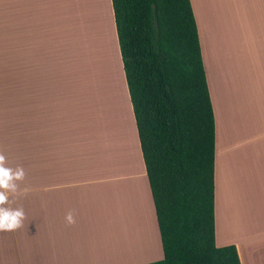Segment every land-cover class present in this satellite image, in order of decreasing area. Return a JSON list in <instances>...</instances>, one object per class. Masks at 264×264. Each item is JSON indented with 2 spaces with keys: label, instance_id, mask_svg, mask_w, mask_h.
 Here are the masks:
<instances>
[{
  "label": "crops",
  "instance_id": "1",
  "mask_svg": "<svg viewBox=\"0 0 264 264\" xmlns=\"http://www.w3.org/2000/svg\"><path fill=\"white\" fill-rule=\"evenodd\" d=\"M190 3L214 114L215 244H234L241 264H264V0ZM103 27L107 42L114 38L120 68L112 48L107 58L102 45L97 48ZM88 31L86 66L97 80L92 92L101 101V120L89 95L79 92L104 134L96 137L88 112L78 105L76 74L68 81L64 73L66 47L60 51L62 35H78L80 42ZM15 49L35 51L32 90L19 116L26 130L25 178L18 182L21 194L6 205L23 208L26 218L24 227L0 232V264L161 259L111 0H0V50L12 55ZM74 52L73 45L71 58ZM69 212L72 224L65 219Z\"/></svg>",
  "mask_w": 264,
  "mask_h": 264
},
{
  "label": "trees",
  "instance_id": "2",
  "mask_svg": "<svg viewBox=\"0 0 264 264\" xmlns=\"http://www.w3.org/2000/svg\"><path fill=\"white\" fill-rule=\"evenodd\" d=\"M163 257L241 264L214 239V114L190 0H111ZM1 78L10 64L0 57Z\"/></svg>",
  "mask_w": 264,
  "mask_h": 264
},
{
  "label": "rangeland",
  "instance_id": "3",
  "mask_svg": "<svg viewBox=\"0 0 264 264\" xmlns=\"http://www.w3.org/2000/svg\"><path fill=\"white\" fill-rule=\"evenodd\" d=\"M65 35H62L63 37L61 39L62 41H64L65 44L62 45L60 50L62 51L63 46L66 47V59L63 63L64 73H66L68 81H69V77L71 76V73L76 74L78 105L82 107L85 113L88 112V117L90 118L91 124L93 125L94 133L95 132L97 133V135L94 136L96 137L99 134L104 135L100 133L101 131L99 130L98 125L93 122L94 120L91 117L90 108L85 106L87 102L85 104L84 98L82 97L81 92H79L80 90L82 92H85L83 88L84 81L81 80L78 74L79 55H77V51L80 47V43L83 40L81 39V41L79 42L78 35H71L70 33H68L66 36ZM99 35L101 34L99 33L96 34L97 39L95 40V42L97 43L96 44L97 48H99L103 44V43L100 44V42H102L101 38H103V35L102 37ZM110 37L112 38V35ZM112 39L113 41L105 43L106 50L107 53H110L109 51L110 48L114 50L117 62L119 64V58L116 52L115 41L114 38ZM73 45L75 47V52H74L75 58L70 57L73 55ZM34 53L35 51L32 50L15 49L13 51V54L11 55L9 50H0L1 59H3L8 64L12 62L11 94H10V81L2 79L0 72V153H3L6 156L8 161L7 166L12 167L13 169H15L17 166H21L23 167V169L26 168V142H25L26 130L20 128L21 124H20L19 116L21 115V113L25 115L26 108L22 107L21 101L23 100V97L26 96L27 90L28 91H30V89L32 90V79L34 73V66H33ZM95 59L96 56H94V60ZM86 64L88 65L90 64V62L87 60ZM119 68H120V64H119ZM49 73H50L49 69L46 68L45 69L46 78L48 77ZM98 74L101 75V73H96V76ZM120 74H121V69H120ZM46 84L47 82H45V85ZM68 89L69 87H66L67 91ZM86 100L88 101V97L86 98ZM118 135L122 136L121 133H116V136Z\"/></svg>",
  "mask_w": 264,
  "mask_h": 264
},
{
  "label": "clouds",
  "instance_id": "4",
  "mask_svg": "<svg viewBox=\"0 0 264 264\" xmlns=\"http://www.w3.org/2000/svg\"><path fill=\"white\" fill-rule=\"evenodd\" d=\"M7 164L6 156L0 153V232H12L24 227L26 218L23 208L6 207L11 202L10 196L15 198L21 194L18 182L25 178L23 167L17 166L13 169ZM23 191L26 192L27 189ZM65 219L68 224L75 222L71 212Z\"/></svg>",
  "mask_w": 264,
  "mask_h": 264
},
{
  "label": "bare ground",
  "instance_id": "5",
  "mask_svg": "<svg viewBox=\"0 0 264 264\" xmlns=\"http://www.w3.org/2000/svg\"><path fill=\"white\" fill-rule=\"evenodd\" d=\"M76 9H77V7H76ZM103 28H104V30L100 29L101 33L99 31L98 32H99V34H101L99 36L102 37V35H103V38H101L102 42H100V44L103 43L101 47L106 50L105 43H108L107 42V29H106L107 27H103ZM83 35H84V37H83L81 51H80V53L77 52L79 54L78 61L82 58L83 62H82L81 68L78 67V70H79L81 78L84 81V86H83L84 91L90 97V105L92 107V112H94V113L98 112V116L100 117V120H101L102 119L101 105H100L101 101H100V99H95V97L93 96V92H92L93 91L92 87L96 84L97 80H95V73H94L93 69L86 66V61L87 60H91V57L89 56L91 54V48L88 45V36L90 35V33H89V31L88 32H84V34H82V36ZM107 57H108V53L106 55V58ZM87 58H89V59H87ZM115 99H116V95H115ZM97 100H98V104H97ZM118 103H119V105H117V107H118L119 111L121 112V116H122V118L124 120V115H123L124 103H122L120 99L118 100ZM121 243L124 244V242H121Z\"/></svg>",
  "mask_w": 264,
  "mask_h": 264
}]
</instances>
